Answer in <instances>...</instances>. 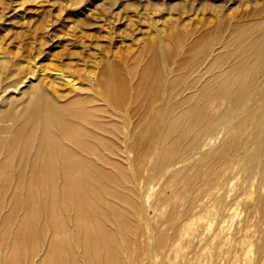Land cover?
I'll return each mask as SVG.
<instances>
[{
  "label": "bare ground",
  "instance_id": "6f19581e",
  "mask_svg": "<svg viewBox=\"0 0 264 264\" xmlns=\"http://www.w3.org/2000/svg\"><path fill=\"white\" fill-rule=\"evenodd\" d=\"M39 22L0 60L35 68L0 89V264H139L140 245L148 264H167L156 257L194 204L219 201L236 173H258L264 213V12L187 34L188 57L153 79L162 39L141 48L143 68L103 48L45 73L36 57L54 37ZM153 186L167 210L150 217Z\"/></svg>",
  "mask_w": 264,
  "mask_h": 264
},
{
  "label": "rangeland",
  "instance_id": "374dc122",
  "mask_svg": "<svg viewBox=\"0 0 264 264\" xmlns=\"http://www.w3.org/2000/svg\"><path fill=\"white\" fill-rule=\"evenodd\" d=\"M259 11L264 12V0H0V60L7 58L6 52H15V39L28 35L41 20L50 27L47 26V31L54 37L49 43L43 40V53L36 57L38 68L45 73L60 61L75 62L85 55L96 57L101 49L109 52L110 57H128L131 63L141 57L142 53L138 54L143 46L149 47L151 41L159 43L162 39L163 43L157 47L165 58L156 61L150 72L153 79L157 72L171 75L163 63L165 60L170 63L188 57L185 51V54L180 53L186 45L187 34L193 38L213 34L218 29L225 30L233 20L251 17ZM38 51L34 49L32 53ZM61 53H74V56L70 59L64 55L60 59L51 56ZM147 59L144 56L137 61V66H146ZM33 61L29 65L16 61L5 67L0 65V89L10 78L19 80L28 76L29 71L35 70ZM92 65L87 69H93ZM73 79L77 81L76 76ZM125 171L131 174L134 169L127 167ZM234 177L227 189L220 191L224 195H217L221 198L219 201L208 202L204 197L194 204L193 214L186 216L173 234L167 256L156 257L157 261L167 264H264V213L258 210L257 195L259 175L254 174L247 182H242L239 173ZM158 190L159 186H153L143 191L150 217L155 212L167 210L165 204L156 201ZM261 190L264 192V184ZM141 228L140 244H143L148 236L144 220ZM138 252L139 264H148L142 245Z\"/></svg>",
  "mask_w": 264,
  "mask_h": 264
}]
</instances>
